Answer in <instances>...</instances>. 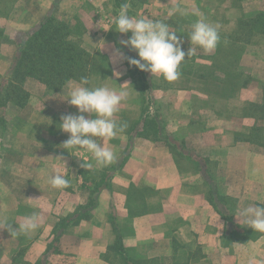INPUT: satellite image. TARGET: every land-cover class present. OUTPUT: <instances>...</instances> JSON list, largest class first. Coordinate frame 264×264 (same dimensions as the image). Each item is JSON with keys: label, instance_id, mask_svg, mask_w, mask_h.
<instances>
[{"label": "rangeland", "instance_id": "1", "mask_svg": "<svg viewBox=\"0 0 264 264\" xmlns=\"http://www.w3.org/2000/svg\"><path fill=\"white\" fill-rule=\"evenodd\" d=\"M125 5L132 18H167L164 22L183 39L186 56L176 80L131 65L133 78L127 60L115 55L120 49L138 58L120 44L131 33L117 32L112 23ZM175 6L187 14L169 17ZM49 15L76 21L84 45L107 58H97L88 73L77 70L59 90L27 78L19 84L28 92L26 104L0 106V217L14 221L13 228L33 213L40 217V227L26 235L0 229V264H74L69 245L83 234L73 228L102 212L101 196H110L114 235L104 255L112 264H250L253 254L264 259V233L235 217L243 207L264 206V0H0L2 66L11 71L23 37ZM197 20L218 31L210 52L190 43ZM190 48L194 54L187 56ZM140 75L146 87L141 88ZM124 76L139 94L140 109L115 118L126 124L123 132L108 141L97 138L117 150L118 159L100 166L85 149H64L69 134L59 128L61 116L78 114L67 93L84 86L83 77L91 88L113 86ZM166 89L172 92L163 95ZM136 137H150L171 151L178 188L110 185ZM83 160L92 167H81ZM53 174L66 176L69 186L53 188ZM108 186V195H100ZM114 201L124 203L130 215H154L153 221L173 216L174 226L164 237L135 238L125 245L123 237L133 229L118 222ZM184 216L191 219L186 229Z\"/></svg>", "mask_w": 264, "mask_h": 264}, {"label": "clouds", "instance_id": "2", "mask_svg": "<svg viewBox=\"0 0 264 264\" xmlns=\"http://www.w3.org/2000/svg\"><path fill=\"white\" fill-rule=\"evenodd\" d=\"M179 12L181 15L187 13L179 6H175L168 16ZM165 19H153L148 15L132 18L128 15L127 5L123 6L112 23L117 32L131 35L120 44L134 50L138 58L126 56L120 49L115 50V55L127 60L129 65L136 66L141 71L150 72L152 75L163 76L168 81H174L179 77V66L185 60L186 53L182 50L183 39L177 35L173 28L165 23ZM190 43L199 46L206 52L214 50L219 41L216 27L197 20L191 25L188 34ZM194 54L190 48L187 56ZM120 75V73H116ZM82 85L73 87L67 93V101L77 108L78 114H64L61 116L59 128L69 134L68 139L62 144L64 149H85L92 154L97 165L106 166L114 160V152L102 147L97 143V138H114L118 132H123L126 124L118 123L113 119L120 111L119 105L125 101L128 93L125 90L119 92L107 87H87L89 81L86 77L81 78ZM87 114V116L85 115ZM81 167L90 169L92 167L87 161ZM53 188H67L69 179L61 174H53L50 177ZM238 223L248 226L254 231L264 233V206L260 204L250 205L239 209L235 215ZM40 217L33 213L24 218L13 228L12 223L6 217H0V229H6L12 236L28 234L37 230ZM259 260L264 264V259L258 255L250 256V264Z\"/></svg>", "mask_w": 264, "mask_h": 264}, {"label": "crops", "instance_id": "3", "mask_svg": "<svg viewBox=\"0 0 264 264\" xmlns=\"http://www.w3.org/2000/svg\"><path fill=\"white\" fill-rule=\"evenodd\" d=\"M10 70V66H2L1 54H0V75L7 74ZM124 76L119 80V83L110 86L109 88L119 92L125 90L128 96L125 101L119 105L120 111L116 113L113 119L123 112L136 113L140 109L138 103L139 94L135 88L131 86L130 80ZM109 80H104L103 83ZM103 86H105L103 84ZM163 95L172 92V89L163 90ZM174 91V90H173ZM101 140V139H100ZM109 139H107L108 141ZM105 145V142L101 144ZM130 156L123 168L120 171H116L113 178L110 181V185H124V183H133L139 187H152L155 189H170L179 187V177L176 166L171 154V151L163 145L156 146L152 140L145 137H136L133 140ZM114 152V150H112ZM115 150L114 159L118 158V151ZM120 155V154H119ZM117 158V159H116ZM127 174L128 180H126ZM121 180V181H119ZM120 185V186H121ZM105 187L100 191V195H108L109 187ZM110 196H101V204L103 210L100 214H93L89 219L82 220L73 229L77 232H81L83 236L79 240L73 241L69 246V252L74 256V264H112L106 257L105 251L108 245L112 242L113 231L109 224V212L108 202ZM114 205L117 209L116 216L118 222L121 224H128L133 229L132 234H126L123 237V242L126 245L131 239L163 236V232L171 229L174 226L173 216L162 217L161 220L153 221L152 214L144 213L141 215H133L129 213V209L124 203H118L114 201ZM100 215V217H99ZM172 219V220H171ZM191 219L188 216L181 218V225L184 224L185 229L187 223H190ZM189 227V226H188ZM156 233V234H155ZM144 238V239H145ZM160 238V237H159ZM64 257V256H63ZM62 257V258H63ZM61 259V258H59Z\"/></svg>", "mask_w": 264, "mask_h": 264}, {"label": "trees", "instance_id": "4", "mask_svg": "<svg viewBox=\"0 0 264 264\" xmlns=\"http://www.w3.org/2000/svg\"><path fill=\"white\" fill-rule=\"evenodd\" d=\"M82 38L81 27L76 21L58 19L54 15L42 20L23 37L8 73L9 78L0 81V106H6L8 102L17 107L26 104L28 92L19 84L27 78L59 90L75 77L77 70L88 73L90 69H95L97 58L106 60L107 55L89 50ZM125 64L134 78L137 74L132 71V66L128 62ZM97 71L100 73V70ZM109 74L107 72L106 75ZM140 79L141 88L146 87L141 75ZM118 245L122 251L121 243L118 242ZM124 260L127 261V258Z\"/></svg>", "mask_w": 264, "mask_h": 264}]
</instances>
